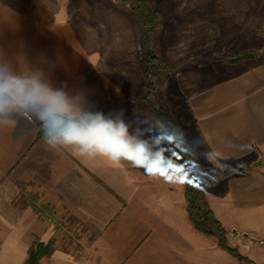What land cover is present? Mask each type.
I'll return each mask as SVG.
<instances>
[{
    "label": "crops",
    "instance_id": "crops-1",
    "mask_svg": "<svg viewBox=\"0 0 264 264\" xmlns=\"http://www.w3.org/2000/svg\"><path fill=\"white\" fill-rule=\"evenodd\" d=\"M16 5L0 6V45L16 50L28 48L33 57L43 54L55 62L49 70L57 67V78L66 81L69 88L85 90L90 103L98 109L104 112L124 109L130 131L134 132L135 114L150 112L147 106L133 103L144 98L147 91L142 49L135 45V21L110 4L98 5L93 10L92 28L98 27L99 33H104L102 54L88 58L87 43L76 34L73 13L65 0H31L30 8ZM197 12L191 10L180 15ZM210 13L213 21L215 17L239 16L232 9H214ZM27 18L29 27L24 24ZM188 22L182 21L179 26L174 22L168 24L165 40L166 58L170 62L200 56L198 28ZM25 30L38 39L31 42L33 55L29 52L31 43L25 44L20 39L27 34ZM40 32L51 37L40 40ZM253 33L256 35H247L251 41L246 40L243 49L229 55L263 52L262 30ZM212 39L214 49L218 43ZM57 48L63 54L59 61L53 57ZM218 48L236 47L226 44ZM222 67L224 76L219 77L213 71L208 79L213 81L211 85L201 84L199 77L203 70L199 67L173 74L167 92L187 144L208 171L215 166L202 155L207 151L226 158L221 163L230 165V171L261 163L254 170L207 191V199L219 220H229L235 218L232 213L235 207L246 209L254 202L264 201V60ZM39 132L38 125L26 127L24 122L16 127H0V226L5 229L4 234L0 232L1 239H8L10 216L15 220H56L54 213L61 211L81 221L85 239L79 242V259L75 248L62 251L57 248L52 264H232V257L217 247L216 239L204 237L193 227L187 212L185 185L165 183L155 174L149 175L127 162L114 164L100 156H81L71 148L53 149L38 139ZM163 147L167 149V144ZM164 155L168 156V151ZM216 170L222 171L219 167ZM236 183L245 192V198L239 200L235 194L233 197L232 192L238 188ZM248 187L255 188L256 199ZM21 195L35 198L37 207L53 210V216L39 218L33 207L15 209L13 202ZM19 233L17 246L26 257L31 244L23 232ZM74 237L80 238L77 234ZM6 249L1 252L5 257L9 255ZM15 254L11 253L12 260Z\"/></svg>",
    "mask_w": 264,
    "mask_h": 264
},
{
    "label": "rangeland",
    "instance_id": "rangeland-1",
    "mask_svg": "<svg viewBox=\"0 0 264 264\" xmlns=\"http://www.w3.org/2000/svg\"><path fill=\"white\" fill-rule=\"evenodd\" d=\"M151 1L153 3L154 8L162 15L164 22L163 23L164 31L160 36V38L157 40V53L162 58H164V60H166L168 63L182 62L183 65L181 66L179 71L173 74H179L190 67L201 68L203 70V72L200 73V77H199L201 84H209V85L212 84L213 81L210 82L208 81V79L211 78V76H213L214 73L213 71H215L216 75L219 77L224 76L223 74L224 71L222 66L231 65L225 63L224 60L228 58H233L239 54L244 53L241 52L234 56L229 55V53L243 49L247 44L246 40H248L249 42L251 41L247 37V35L254 36L256 34L253 33V31H256L257 29L259 30L261 29L262 30L261 34L263 35V40H264V0H151ZM65 3L72 10L73 13L72 20L73 23L75 24L76 31H78V33L76 32V34H78L80 40H83L87 43L88 47L86 48L85 53L86 56H88V58H95L96 56L98 55L101 56L102 54V48H100V46H101V37L104 33L103 34L99 33L98 27L92 28V26H95L93 20L94 18L93 10L98 5L110 4L114 6L121 14L130 16V18H132V20L135 21L132 14L128 10L123 9L121 5L119 7L116 1L65 0ZM2 4L5 5L10 4L13 5L14 7H17L16 4H18L20 6H24L25 8H30L31 0H0V6H2ZM214 9L237 10L239 16L234 18L215 17V21H213L214 18L211 16L210 10H214ZM191 10L198 12L194 14L185 13L186 16L183 17L180 15L183 12L191 11ZM87 15L88 17H86ZM27 20L28 21L26 20L24 21L25 27L30 26L29 18H27ZM185 20H189L190 22L188 23L196 25L198 28V32L196 33V35L199 38L201 45L200 56L194 59H186V60L181 59L170 62L166 58L167 42L165 40L166 35H168L167 34L169 29L168 24L174 22V24H177L179 26L182 23V21ZM225 20H233V21L232 23H225ZM9 21L10 24H14L13 19H9ZM134 23H135V27H134L135 45L141 46L139 29L136 21ZM27 24H29V26ZM249 30L252 33L249 34L248 33ZM24 33H27L28 35L23 34L22 36H20V39H22L21 41L24 42L25 44L27 43L30 44L31 42L32 43L38 42L37 37L34 34L30 33V30L29 31L25 30ZM115 34L116 31L114 35ZM38 37L40 38V40H48L51 36H49L47 32L44 33L40 32L38 34ZM212 38H215L218 43L217 47L214 49L211 48V41L213 40ZM226 44H229L230 46L236 48L234 49L230 48L229 50H222L221 48H218L221 46L224 47L226 46ZM207 45L209 47L205 49L204 46ZM25 50L28 52V48H26ZM30 51L31 54L33 55L35 51L33 45L29 50V52ZM225 51H229V52H225ZM246 52H253V51H246ZM255 53L263 54L264 50L263 52H255ZM62 55L63 54H61L59 48H57L56 52L53 53V57L57 61L63 59ZM142 60H143V50H142ZM210 70H212V73L210 72ZM173 74H169L165 78L157 81L155 102L157 107H159L163 111L165 119L169 123L178 126L176 116L174 115L173 112L172 104L168 100V92H167L168 81L170 76ZM216 79L218 81V77ZM144 98L137 99L133 103H135L136 105L147 106L150 112L152 113L150 107L143 102ZM185 143L187 144L186 140ZM188 147L191 149L189 145ZM193 153L196 155L194 151ZM199 163L206 171H208L201 164L200 161ZM260 165L261 163L258 162L253 168L233 170L228 173H224L220 170H215V171H220L223 174H231L233 172L243 171L241 173L235 174L234 176L230 177V178H237L239 174L248 172L250 170H254L256 167H259ZM229 179L223 181L219 185L210 188L208 190L220 186ZM236 185L238 184L236 183ZM248 188L253 190L251 193L253 195V199H256L255 188L254 187L253 188L248 187ZM236 189H234V191H236L237 193L232 192L233 197L235 194L239 198V200L241 197L245 198L244 197L245 192L241 191L242 190L241 186L238 185V188ZM207 191L205 195H206V200L209 203L207 199ZM247 196L248 199H250L251 197L250 194H248ZM15 203L16 202H13V207L15 209L17 208L20 211L27 209V208H22L21 206H17V205L15 206ZM241 204H243V202H241ZM32 210L40 218L41 212L44 210V208L39 207L37 209H32ZM51 211L53 213V210ZM232 213L235 215V218L233 217L232 219L229 220H219V218L214 212L216 218L222 223V225L224 226L227 232L228 241L231 247L238 249L241 255L245 259H247V262H243V261L241 262L232 257V261H231L232 264H264V201L263 203L254 202L253 206H248V208L246 209L245 208L240 209L238 207H235L232 210ZM54 214L56 215L55 216L56 220L55 219L54 220H15L14 217L10 216L9 218L11 219L8 220V225H7L8 239L7 240H5V238L1 239L3 235L0 234V253L2 252V249L7 250L6 248H8L9 255L5 257V254L1 253L0 264H6L5 261H7V264L26 263L28 259V255L26 257L21 255L19 248L17 246L18 243H20L17 240V236H19L20 238V235H17L19 232H20L19 234L23 232L26 235L27 239L31 244L30 248L35 244L49 245L52 241H54L55 251L53 255L56 253L57 248L60 249L61 251L75 248L77 254L76 257L79 259V254L81 252L79 249L80 246L79 242L80 239L82 238L85 239L84 237L85 231L81 221L73 220L68 213L64 214L61 211L59 213L56 212ZM0 232L4 234L5 232L4 227L0 226ZM74 234H77L80 238L74 237ZM82 243H84V240L82 241ZM29 250H28V254H29ZM12 252L16 253L14 256H12L13 260L11 259ZM52 256L43 259L41 264H52L53 263Z\"/></svg>",
    "mask_w": 264,
    "mask_h": 264
},
{
    "label": "clouds",
    "instance_id": "clouds-1",
    "mask_svg": "<svg viewBox=\"0 0 264 264\" xmlns=\"http://www.w3.org/2000/svg\"><path fill=\"white\" fill-rule=\"evenodd\" d=\"M54 64L43 54L33 57L23 48L0 45V127L21 122L26 127L38 125L44 142L53 149L71 148L81 156H100L114 164L127 162L165 183L194 186L181 164L170 163L164 155L165 144L185 142L181 128L150 112H137L135 131H130L124 109H98L85 90L69 88L57 78V67L49 70ZM202 155L215 166L205 175L217 167L231 170L221 163L226 158L219 153Z\"/></svg>",
    "mask_w": 264,
    "mask_h": 264
},
{
    "label": "trees",
    "instance_id": "trees-1",
    "mask_svg": "<svg viewBox=\"0 0 264 264\" xmlns=\"http://www.w3.org/2000/svg\"><path fill=\"white\" fill-rule=\"evenodd\" d=\"M112 1H116L119 7L121 5L123 9L128 10L132 14L139 29L143 50V77L147 85V93L143 102L150 107L153 115L159 117L162 121L168 122L164 117L163 111L157 107L155 102L157 81L165 78L169 74L176 73L183 64L182 62L168 63L157 53V40L164 31L163 17L154 8L151 0ZM253 60L263 61L264 53L244 52L233 58L225 59L224 62L231 65H238ZM38 139L43 140V133L41 131L38 134ZM167 149L169 159L181 164L193 180L194 186L185 185V198L189 218L195 230L206 237L216 239L218 247L231 257L241 262H247V259L241 255L238 249L231 247L229 244L227 232L222 223L216 218L205 195L208 189L219 185L235 174L243 171L233 172L231 174L214 171L210 175H205L204 171L206 170L200 165L196 155L185 142L169 144L167 145ZM35 200L31 196L21 195L15 201V206H21L22 208L33 207L37 209ZM48 215L53 216L51 210L45 209V211L41 212V218L46 219ZM54 251V241L49 245L35 244L30 248L25 264H41L42 260L51 257Z\"/></svg>",
    "mask_w": 264,
    "mask_h": 264
}]
</instances>
